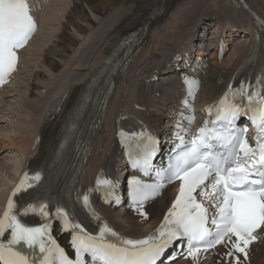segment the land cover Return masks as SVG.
I'll return each mask as SVG.
<instances>
[{"label":"snow or ice","instance_id":"1","mask_svg":"<svg viewBox=\"0 0 264 264\" xmlns=\"http://www.w3.org/2000/svg\"><path fill=\"white\" fill-rule=\"evenodd\" d=\"M36 27L27 0H0V84L16 71L18 50L28 43ZM242 116L251 120L256 130L252 145L245 137L247 126H237ZM186 119L191 123L194 117ZM179 131L187 130H178L179 151L169 158L165 169H155L153 165L158 140L149 137L136 158L130 154L134 169L145 175L154 171L157 177L155 183L129 180L131 205L145 219V202L158 196L165 183L180 181L179 193L155 235L129 239L119 236L107 224L93 234L76 221L73 212L62 204L57 205L52 218L60 220V231H70V244L75 250L73 260L51 237L53 225L47 203L22 206L18 216L17 204L10 198L0 217V264H36L35 260H29V253L23 247L33 250L32 254L38 248L42 254L40 264H88L82 259L85 254L90 256V264H162L166 250L176 241L186 240L188 255L195 257L202 247L204 250L214 247L225 237L234 251L247 259L248 247L257 239V230L264 228V74L254 85L242 83L237 89L230 86L220 101L215 119L205 121L190 142L179 136ZM39 180L37 173L27 188ZM97 183L107 184L112 190L116 187L110 180ZM208 183L215 209L211 218L195 195L200 189L201 194L208 196L205 190ZM27 188L22 180L13 196ZM82 207L96 218L90 212L87 197H82ZM29 213L38 214L45 222L38 227L29 226L22 220ZM228 255L232 256V252ZM235 260L240 264L239 257Z\"/></svg>","mask_w":264,"mask_h":264},{"label":"bare ground","instance_id":"2","mask_svg":"<svg viewBox=\"0 0 264 264\" xmlns=\"http://www.w3.org/2000/svg\"><path fill=\"white\" fill-rule=\"evenodd\" d=\"M40 1L41 0H35V4H40ZM177 1L178 0H69L66 2L70 3L72 7L70 9H66L64 13L63 11L61 12V8L59 7V9L56 3H45V1L42 3L41 17L39 19L38 16V20L46 21L47 17L51 15L50 12L53 10H57L59 14L60 12L62 13L61 19H58V24L60 26L59 32L57 35L53 34L56 35L55 38H57L58 42L53 44V46H55L53 48L48 46L49 44H47V46H45L46 48L44 49L40 48L41 51L37 48L38 52L40 51V53L37 52V55H33V60L35 62L31 68H28V66L26 67L27 71H25V75L23 77L15 75L14 81H10V83H12L11 86L0 89V95L3 93L5 95L0 96V109L5 107L6 97L9 99L14 98V103L17 105L14 107V111L17 114V122H19L18 125L20 126L19 127L17 125L19 127L18 131L15 128V130L12 129L13 138L7 140L8 143L3 145V141L0 140V152L4 149H10L8 151L9 153H17V155L20 157V165L18 164L19 166L17 169L15 167L16 172L13 174L11 172V174L8 173L9 171L7 172V170H9L8 165L5 166V164L2 165V162L0 163V179L3 181L5 186V188L0 191V217L3 216V213L7 208L8 200L10 198L14 200L15 196H13V192L18 186H20L21 181L25 179L26 174L31 171V168L35 167L38 163L40 157L42 156L47 137L54 131L57 121L62 118L70 105H72L74 91L84 82L88 76H90L91 72L94 71L97 65L102 63L101 66H104L103 59L109 53H111V50L114 47L117 46V43L114 42L116 40L120 41L125 36V34L141 27V30L138 34L139 39L141 40L133 51H135L139 46H141V48L146 47V43L149 42L148 34L150 27H152L154 23L164 18L167 15V12ZM204 1L206 0H192L190 3L189 0L188 3L183 1L187 4H185L184 7L179 10V12L176 8V5L173 11L174 14L172 13L170 15V20L168 21L173 25L185 13H190L191 10L194 11L198 6L200 9L201 3H204ZM224 1L225 0H217L215 3L212 2L213 8L209 9V12L206 11L205 15L203 14L200 18H198V21H195L196 24H192V32H184L186 28L188 29L187 31H189L191 28L186 27L190 23V21L188 22V18H186L185 21L187 24H184V20L180 21V26L176 29L175 34L172 36L169 35L171 36L170 41H172L173 37L174 44L171 42L170 46H164L161 48L162 51L159 54L155 52L152 57L148 59L149 64H143L133 76L120 78L121 82L125 81L123 82V85L124 83L125 85L126 83L128 85L126 88V95L122 99V103L117 105L113 110L114 114L111 123L114 124V137L113 140L106 145L105 149L102 150V153H104L103 160L94 166L89 165V169H92L93 175L90 179L92 186L101 179L106 180L115 177L116 180H118V173L116 172V169L119 168L117 163L120 152L116 138L117 129L132 130V127H136L134 125L136 124L137 126H143L144 128L153 130L155 132L158 130L162 131L160 127L161 122H159L160 119H162V116L167 117L166 113H168L169 110L174 106L176 98L183 96L182 92H178L179 90H182L180 88L178 79L175 78L176 68L180 67V64H177V59L180 55H183L181 54L182 51L185 52L190 50L188 48L189 46H192V44L193 46L199 44L198 41L195 42L196 35L194 34V29L197 27H203V30L210 29L207 32L208 34H211L216 31L213 28L219 25H223L225 30L230 28L240 30V27L242 28L246 27V25L252 24V20L248 17L246 12L242 10L237 11V9L234 7L235 4L226 0L228 2L226 5L224 4ZM254 2L259 6L264 7V0H256ZM82 3H86L88 11L84 9V5H82ZM247 3L250 5L252 4L250 0H247ZM253 6L251 7L253 10H255ZM117 7L118 10H115ZM63 8L65 9V7ZM230 11H233L235 15H231ZM114 12L115 19H112L113 21L111 24L106 27L102 33H100V38L97 41V47L95 51L98 52V56L92 63H90L91 61L88 60L78 63V65L74 66L72 59L76 52L73 50L74 47L77 46L78 40H80L78 37H80L81 34L86 33L91 28H94L98 19L100 20L107 15L110 17V14ZM189 16L187 15L186 17ZM110 18H112V16ZM191 20L194 21L193 19ZM213 21L214 24H212L210 27V23ZM68 24L73 26L72 33H68L67 31L70 29L68 28ZM174 26L175 24L172 27ZM145 27L147 28L145 29ZM39 35H37L35 38H32V41L27 46V48L24 49L22 55H25V52L31 54V51L29 50L32 46L34 47V45L37 44L36 42L38 39L36 38ZM48 36H50V34ZM88 39L89 38L87 37V40ZM151 39L152 37H150V41ZM213 39H215L213 42L215 45L217 41L216 36H213ZM56 41L54 40L53 42ZM44 42L45 41H43L41 44L44 45ZM233 48L235 49V58L232 61V64L225 68H222L223 63H218L217 54L213 47L202 48L198 53V55L201 56L198 60V63L199 66L202 67V70L200 71L202 83L200 90L198 91L199 95L196 97L197 105H208L213 100H217L225 92V90H227V88H230V86L232 87L235 81L241 76L242 72L245 71L246 63L252 56L250 39L245 35L242 45L238 47L234 45ZM28 53L26 54L29 55ZM69 56L71 58H69V60L66 62V59ZM22 57L24 59V56ZM193 61H196V59L192 58V62ZM256 61L257 63L255 65L254 72L258 66H260V68H264V50L259 51ZM70 62H72L74 67L72 71L76 70V72L73 73L74 76H72L71 79H68V82L66 83L55 85L56 82L54 81H56L55 77H57L56 71L61 68L63 63L64 66H67L70 64ZM28 63L31 62L28 60ZM196 64L192 63V65ZM77 67L79 70H77ZM128 70L129 68L127 71ZM262 71L263 69L261 72ZM30 72L32 74H29ZM159 73L163 74H160L158 78L159 80L154 82L155 76H157ZM254 78L255 75L252 74L248 79V83L253 81ZM14 85L15 88L17 87L16 90L14 89L13 93L8 94L10 93L9 89L14 87ZM44 100H47L48 104L51 103L49 104L50 106H45L43 104L45 108L41 109L39 114H35L36 111L38 112V110H34V101L37 104L36 107H38V105H40V103H42ZM199 109L196 110L198 111ZM2 121L3 120L0 119V123H2ZM92 153L95 154L94 151ZM11 160L9 159L8 161ZM56 170L57 169H54L55 172ZM82 187L84 189L86 184L82 183ZM174 192L175 188L172 187L164 191L162 193L163 195L156 201L147 205L144 210V212L147 214V219L140 215V211H125L124 213H118L116 209L113 210L110 208H102L101 210L104 212L103 216L106 220V224L111 225L115 232L129 238H143L153 234L161 227L164 222V214L168 209L167 207L169 203L173 199ZM91 196L95 198L93 194ZM262 233L260 236H262ZM60 240L63 242L66 241L64 236H61ZM255 247L259 250L256 251L254 249ZM216 251L218 252H216V254L204 264H233L234 261L236 263L235 257H238V255L235 253L233 248L227 249L224 245H219ZM229 252H232V256L228 255ZM176 264L202 263L194 258L183 260ZM242 264H264L263 239L258 241V243L251 244L248 247L247 261Z\"/></svg>","mask_w":264,"mask_h":264},{"label":"rangeland","instance_id":"3","mask_svg":"<svg viewBox=\"0 0 264 264\" xmlns=\"http://www.w3.org/2000/svg\"><path fill=\"white\" fill-rule=\"evenodd\" d=\"M50 1V3L52 2V4L53 3H56L57 5H58V8L61 10V12L63 11V13H64V11L66 10V9H70L71 7H72V5H70V3H67L66 1H69V0H49ZM71 1H73V0H71ZM183 1H185V2H187L188 3V0H178L174 5H173V7L167 12V15L164 17V18H162L160 21H158V22H156V23H154L153 24V26L152 27H150V29H149V34H148V36H149V38H148V41L150 42H147L146 43V47H144V48H142V51L140 52V54L138 55V57L134 60V62L131 64V66L129 67V70L127 71V75L126 76H133L139 69H140V67L143 65V64H146V65H148L149 64V60L148 59H150V57H152V55L155 53V52H157L158 54L162 51L161 50V48H163L164 46H170L171 45V42H173V37H172V41H170L171 40V36L172 35H174L175 34V32H176V29L180 26V24H179V22L180 21H182V20H184V24H187V23H185V21H186V18H188V22L190 21V25L188 24V26H186V27H191L190 29H189V31H187L188 29L186 28V30H184V32L185 33H188V32H192L191 31V29H193V23H195V21L197 22L198 21V18H200L203 14L205 15V13H206V11H208L209 9H211V8H213V5H212V2H216L217 0H206V1H204V3L202 2L201 3V6H200V9L198 8V7H196V9L193 11V10H191V12H192V16H191V12L189 13V12H187V13H185L186 14V16L188 15H190L189 17H186L185 16V14L181 17V18H179L178 19V21L176 22V23H174L175 24V26L174 27H172L173 25H172V23H170L168 20H170L169 19V17H170V15L173 13V11H174V8L176 7V5H177V9H178V12H179V10L180 9H182L183 7H184V5L185 4H187V3H185V2H183ZM190 1L192 2V0H189V3H190ZM194 1V0H193ZM251 1V3L253 4V5H255V6H253L252 4H251V6H253L254 7V9L257 11V13H259V15L262 17V18H264V7H262V6H259L258 4H256L254 1H256V0H250ZM58 2V3H57ZM65 2H66V4H65ZM75 2V1H74ZM224 4H226L227 5V1L225 0L224 1ZM82 5H84V9H86L87 11H88V9H87V5H86V3H82ZM63 7H65V9L63 8ZM215 7V6H214ZM64 10H63V9ZM115 10H118V7L117 8H115ZM210 11V10H209ZM208 11V12H209ZM60 12V14H59V12L57 11V10H53L52 12H50V16L49 17H47V19H46V21H44V20H41L40 21V23H39V25H40V29H39V31H38V34L37 35H39L36 39H38L37 40V44H35L34 45V47L32 46L31 48H30V50L29 51H31V54L30 53H28V52H25V55H24V59H23V61L25 62H23V66L20 68V73H21V75L19 74V76L20 77H23L24 75H25V71H27V66H28V68H31L32 66H33V64H34V58H33V55H37V52H38V50H37V48L41 51V49H44V48H46L45 46H47V44H49L48 46H50V47H55V46H53V44L54 43H57L58 42V40H57V38H55V36L58 34V32H59V24H58V19H61V13ZM115 12H117V11H115ZM115 12L114 13H111L110 14V17L112 16V18H110L109 17V15H107L106 17H104V18H101L100 20L98 19L97 21H96V24H95V29L94 28H91L90 30H88L86 33H84V34H81V38L80 37H78L80 40H78V43H77V46H75L74 47V52H76L75 53V55H74V57H73V59H72V62H74V66H76V65H78V63H82V62H84V61H91L90 63H92L94 60H95V58L98 56V52H96L95 50H96V44H97V41H98V39L100 38V33H102V31L106 28V27H108L110 24H111V22L115 19L114 18V15H115ZM230 13H231V15H233L234 14V12L233 11H230ZM261 13V14H260ZM113 14V15H112ZM174 14V13H173ZM235 15V14H234ZM59 16V17H58ZM185 16V17H184ZM106 18V19H105ZM103 19V20H102ZM108 19V20H107ZM113 19V20H112ZM190 19V20H189ZM191 19H193L194 21H192ZM201 20V19H200ZM64 21V20H63ZM110 21V22H109ZM99 24V25H98ZM171 24V25H170ZM196 24V23H195ZM102 25V26H101ZM104 25V26H103ZM171 26V27H170ZM212 26V23H211V25H210V27ZM72 25H70V24H68V28H70V29H68L67 31H68V33H72ZM158 28V29H157ZM45 30V31H44ZM71 30V31H70ZM155 31V32H154ZM94 32V33H93ZM52 33V34H51ZM50 34V36H48ZM53 34H56V35H53ZM86 35V36H85ZM169 35H171V36H169ZM83 36H85V37H83ZM40 37V38H39ZM42 37V38H41ZM49 37V38H48ZM87 37L89 38L88 40H87ZM150 37H152V39H151V41H150ZM44 38H45V40H44ZM40 39H42V40H40ZM52 39V40H51ZM56 41V42H53L54 40ZM85 39V40H84ZM92 39V40H91ZM97 39V40H96ZM40 41V42H39ZM43 41H45L43 44L44 45H42L41 43L43 42ZM47 41H48V43H47ZM242 41H244V38L243 37H240V38H235V41H234V43H233V45L231 44L230 46H229V48H230V50H228L227 52H226V55L224 56V58H223V60L221 61V63H223L222 64V68H225V67H227V66H229V65H231L232 64V61L234 60V58H235V49L233 48L234 47V45L236 46V47H238V46H240V45H242ZM39 42V43H38ZM85 43V44H84ZM79 44V45H78ZM173 44H174V42H173ZM41 46V47H40ZM42 46H43V48H42ZM78 47V48H77ZM86 47V48H85ZM35 48V49H34ZM41 48V49H40ZM95 48V49H94ZM78 49V50H77ZM37 50V51H36ZM28 51V50H27ZM34 51V52H33ZM40 51L38 52V53H40ZM82 51V52H81ZM32 52H33V54H32ZM78 52V53H77ZM80 52V53H79ZM88 53V55H87V53ZM91 52V53H90ZM26 53H28L29 55H27ZM84 53V54H83ZM32 55V56H31ZM72 55H73V53H72ZM90 55V56H89ZM94 55V56H93ZM84 56V57H83ZM93 56V57H92ZM30 59H29V58ZM86 57V58H85ZM69 58H71L70 56L66 59V62L69 60ZM89 58V59H88ZM27 59V60H26ZM28 60L31 62V63H28ZM27 61V62H26ZM72 62H70V64H68L67 66H64V63L61 65V68L58 70V71H56L57 73V77H55V80L56 81H54V82H56L55 83V85H57V84H62V83H66V82H68V79H71L72 78V76H74V74L73 73H75L76 72V70L75 71H72L73 69H74V67H73V65H72ZM28 64V65H27ZM32 64V65H31ZM67 68V69H66ZM78 68V67H77ZM76 69V68H75ZM77 70H79V68L77 69ZM70 72V73H69ZM29 74H32L31 72L29 73ZM125 76V77H126ZM69 77V78H68ZM157 77H159V76H157ZM16 80V79H15ZM59 80V81H58ZM126 81H128V80H126ZM123 82H125V81H123ZM123 82H119L118 83V85H117V89H116V91H115V95H114V97H113V99L111 100V102H110V105H109V107H108V113H107V115H106V120H105V122L103 123L104 124V126H103V129H102V134L100 135V137H98V140H97V142H96V145H95V149H94V156L91 158V160H90V162H89V164H88V166L86 167V169H85V172H84V174H83V176H82V178L85 180V182H87V184L88 183H90L89 182V180L91 179V177H92V169H89L90 167H89V165H92V166H94V165H96V164H98V163H100L102 160H103V158H104V153H101L102 152V150L103 149H105V147H106V145L108 144V143H110L112 140H113V134H112V132H113V123H111L112 122V119H113V114H114V109L116 108V106L117 105H120L121 103H122V99L124 98V96L126 95L125 93H126V88H127V83H126V85H125V83H124V85H123ZM123 85V86H122ZM126 86V87H125ZM17 88V87H16ZM16 88H15V85H14V87H11L10 89H9V91H10V93H8V94H11V93H13V90L15 89L16 90ZM7 94V95H8ZM121 94V95H120ZM0 96H5L4 95V93L2 94V95H0ZM18 97V96H17ZM16 98V97H15ZM18 98H20V97H18ZM119 99H120V101H119ZM52 102V101H51ZM33 104H35V108H34V110H38V112L36 111V113L35 114H39L40 113V110L41 109H44L45 108V106H50L49 104H51V103H47V100H44L42 103H40V105H38V107H36L37 106V104H36V102L34 101V103ZM45 106H44V105ZM9 105V106H8ZM17 105L14 103V98H11V99H9V98H7L6 97V99H5V107H3L2 109H0V119L1 120H3L2 121V123H0V140H2L3 141V145H5V143H8V141L7 140H9V139H12L13 138V130H19V122H17L18 121V117H17V114L15 113V111H14V107H16ZM40 106V107H39ZM47 108V107H46ZM4 112V113H3ZM2 117V118H1ZM9 118V119H8ZM8 119V120H7ZM19 127H18V126ZM15 128V129H14ZM13 129V130H12ZM19 140V139H18ZM10 149H4L3 151H1L0 152V163L2 162V165L3 164H5V166L6 165H8L9 166V170H7V172L8 173H15V171H16V169H15V167L17 168L19 165H20V160H19V155H17V153H9L8 151H9ZM11 154H12V156H11ZM16 154V155H15ZM11 157H10V156ZM9 157V158H8ZM1 158H3V159H1ZM11 160V159H13V160H11V161H8V160ZM7 161H8V163H7ZM18 161H19V163H18ZM4 162V163H3ZM6 162V163H5ZM17 164V165H16ZM19 164V165H18ZM15 169V170H14ZM10 173V174H11ZM5 188V186H4V184H3V181L0 179V191H2L3 189ZM263 236L261 237V239H263L264 240V233L262 234ZM256 251H258L259 249L258 248H254ZM252 256H253V254H252ZM255 256V255H254ZM204 261H208L207 260V258L206 259H204L201 263H205Z\"/></svg>","mask_w":264,"mask_h":264}]
</instances>
